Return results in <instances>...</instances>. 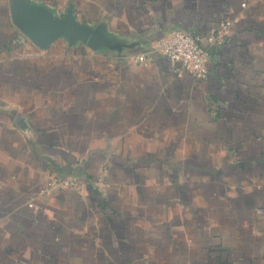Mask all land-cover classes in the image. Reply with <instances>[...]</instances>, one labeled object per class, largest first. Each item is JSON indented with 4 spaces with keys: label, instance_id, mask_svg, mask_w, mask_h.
I'll use <instances>...</instances> for the list:
<instances>
[{
    "label": "crops",
    "instance_id": "crops-1",
    "mask_svg": "<svg viewBox=\"0 0 264 264\" xmlns=\"http://www.w3.org/2000/svg\"><path fill=\"white\" fill-rule=\"evenodd\" d=\"M0 264H264V0H0Z\"/></svg>",
    "mask_w": 264,
    "mask_h": 264
},
{
    "label": "built area",
    "instance_id": "built-area-1",
    "mask_svg": "<svg viewBox=\"0 0 264 264\" xmlns=\"http://www.w3.org/2000/svg\"><path fill=\"white\" fill-rule=\"evenodd\" d=\"M220 28L219 32L222 35L227 34V24H221ZM158 54L164 57L178 74L187 71L197 79L206 80L208 77L206 68L208 53L199 45L197 37L190 33L178 30L170 32L158 42ZM134 62L147 66L150 58L147 54H140L134 58ZM82 186L83 183L76 179L54 180L47 185L43 193L49 194L54 189H68L78 193ZM29 207L32 205L29 204Z\"/></svg>",
    "mask_w": 264,
    "mask_h": 264
},
{
    "label": "water",
    "instance_id": "water-1",
    "mask_svg": "<svg viewBox=\"0 0 264 264\" xmlns=\"http://www.w3.org/2000/svg\"><path fill=\"white\" fill-rule=\"evenodd\" d=\"M60 26H65L66 28L71 29L72 31H70V33L73 34V35L78 36L81 33V31L78 30L77 26H75V24L73 23V21L70 20V19L67 20L66 22H63V24H54L52 26V28H53V30H55V32H58L56 30H58V28ZM23 32L25 34H27L30 38L31 37H34V40H37V41H40V43H43L44 40H45V38H40L39 35L41 34V32H47V31H39L40 33L39 32H30L27 28H24L23 29Z\"/></svg>",
    "mask_w": 264,
    "mask_h": 264
}]
</instances>
